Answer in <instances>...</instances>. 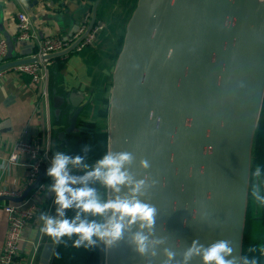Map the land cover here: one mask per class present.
<instances>
[{"label": "water", "instance_id": "obj_1", "mask_svg": "<svg viewBox=\"0 0 264 264\" xmlns=\"http://www.w3.org/2000/svg\"><path fill=\"white\" fill-rule=\"evenodd\" d=\"M20 1L34 11L40 0ZM70 1H62L58 12L48 14L50 19L70 27L60 35L65 40L83 25L85 29L67 47L44 54L45 61L75 53L92 28L105 23L99 17L103 0H75L74 10ZM0 29L7 43L0 73L37 61L33 50L18 57V43L2 22ZM93 91L88 96L63 79L51 84L53 141L68 147V135L81 136L79 120ZM263 106L264 0H137L111 71L107 150L134 151L137 163L141 157L150 161L149 171L161 184L152 197L160 234L163 228L185 244L230 238L238 252L244 250L251 204L245 177L253 167ZM48 167L42 164L21 197L0 200L28 197ZM203 213L218 226L193 219ZM58 250L43 236L33 264H54ZM104 264L143 262L122 246L104 255Z\"/></svg>", "mask_w": 264, "mask_h": 264}, {"label": "clouds", "instance_id": "obj_2", "mask_svg": "<svg viewBox=\"0 0 264 264\" xmlns=\"http://www.w3.org/2000/svg\"><path fill=\"white\" fill-rule=\"evenodd\" d=\"M90 145L80 154L56 151L46 170L51 183L43 187L53 197L54 212H41L39 233L53 245L71 242L76 249H99L106 257L127 247L143 264H261L264 248L237 251L230 238L185 244L161 228L159 210L152 203L160 181L150 173L151 163L134 151L106 150L92 159ZM249 195L264 207V166L251 167L245 177ZM161 186V184H160ZM209 227L208 213L193 217ZM179 242V243H178Z\"/></svg>", "mask_w": 264, "mask_h": 264}, {"label": "crops", "instance_id": "obj_3", "mask_svg": "<svg viewBox=\"0 0 264 264\" xmlns=\"http://www.w3.org/2000/svg\"><path fill=\"white\" fill-rule=\"evenodd\" d=\"M62 1L64 0H40L33 11L25 7L20 0H0V22L3 23L4 29L10 33L12 39L18 43L16 47V55L18 57L27 56L33 50L32 44L18 42L17 40L19 33L18 13L27 11L31 15L34 30L40 36L53 34L65 36L70 30L67 23L60 26L53 19H50L48 15L58 12ZM111 1L105 0L104 3L103 1L101 3L99 17L105 23L95 43L87 46L83 51H76L69 56L52 60L50 63L49 71L50 77L52 76V83H55L58 79H63L69 84L84 90L88 96L94 90L92 102L84 110L79 120L81 136L79 132L71 136L68 135L67 139L71 144L68 147L62 146L57 138L54 141L52 140L49 115L51 85L49 95L46 96L43 94L41 86L32 83L28 75L16 71L15 68L0 73V127L3 129L0 134V185L18 188L26 178L27 168L25 166L20 164H12L5 168L3 166L17 140L32 139L39 141L49 151L51 160L56 151L72 152L79 149V142L92 137L95 131V129L92 131V126L96 125L97 121L102 123L103 131L107 132L111 71L117 58V56L114 57L113 53L119 40H121V47L122 38L120 39V34L123 29L125 31L126 22L137 0H124V2L122 0H113V4L110 5ZM77 5L78 3L75 0L69 2V6L73 10L78 7ZM1 38L4 37L0 29ZM89 47L91 49L87 51ZM106 99L107 103L105 102ZM103 110L106 111V115L102 114L101 111ZM98 126L100 125L98 124ZM71 138L74 139L71 140ZM47 163L48 165L50 164V162ZM45 194L43 191L40 195L41 205L47 204V206L45 205V210L50 213L53 207V197L51 195L47 197L48 194H46L47 199L45 200ZM13 202L16 201L0 200V254L9 225L5 205ZM37 220L26 230L23 243L24 245L26 242V248L21 251L15 264H33L34 258L33 261H29V258L35 257L36 254L34 255V253L42 236L38 231L41 223H39V217Z\"/></svg>", "mask_w": 264, "mask_h": 264}, {"label": "built area", "instance_id": "obj_4", "mask_svg": "<svg viewBox=\"0 0 264 264\" xmlns=\"http://www.w3.org/2000/svg\"><path fill=\"white\" fill-rule=\"evenodd\" d=\"M88 18V15L86 16ZM18 42L29 43L33 46V53L38 59L36 62L15 67V70L28 75L32 83L42 87L44 95H49L50 89V63L42 56L46 53L63 49L71 44L85 29L83 25L78 32L65 40L62 36L53 34L40 36L34 30L31 15L27 11L18 13ZM103 25L96 24L89 35L76 47V51H83L87 46L93 45L98 38ZM7 53V43L4 38L0 39V58ZM49 151L37 140H17L12 151L6 159L4 168L12 164H20L27 168V175L23 184L18 188L0 185V196L21 197L26 189L31 186L39 175L43 163L50 162ZM48 164V163H47ZM46 183L33 190V193L22 201L8 203L5 210L8 214V230L4 245L0 254V264H15L21 254L25 240L26 230L34 224L41 211L40 195L44 191Z\"/></svg>", "mask_w": 264, "mask_h": 264}, {"label": "rangeland", "instance_id": "obj_5", "mask_svg": "<svg viewBox=\"0 0 264 264\" xmlns=\"http://www.w3.org/2000/svg\"><path fill=\"white\" fill-rule=\"evenodd\" d=\"M90 49L91 48L89 47L87 51H89ZM116 56L114 55V57ZM95 127L96 125L94 124L92 126V131H94ZM257 164L264 166V106H263V111H262V115L260 119L259 130L256 136L253 167ZM46 194H45V200L47 199ZM49 196L50 194L47 195V197ZM250 199H251V204H250V208L248 211V220H247L246 232H245L244 250H246L248 247L264 248V207H259L257 216H254L253 213L256 211V207H255L256 203L254 199H252L251 197ZM45 205L47 206V204L41 205L42 207L41 212H46ZM258 219H261L262 222L257 221ZM42 237L43 235L41 236L40 241L38 242V246L36 250L38 249L41 243ZM36 250H35V253L33 252L34 255L36 254ZM67 252L71 254V257L73 254H76L75 257H73V259L77 261V264H104V254L99 249L88 250V251L84 249H76L71 246V242H68ZM33 258L35 257L29 258V261H33ZM261 264H264V257L261 258Z\"/></svg>", "mask_w": 264, "mask_h": 264}, {"label": "trees", "instance_id": "obj_6", "mask_svg": "<svg viewBox=\"0 0 264 264\" xmlns=\"http://www.w3.org/2000/svg\"><path fill=\"white\" fill-rule=\"evenodd\" d=\"M132 10H133V8H132ZM123 33H124V30L120 34V39L122 38ZM120 41L121 40H119L115 45V50L113 53L115 56L119 51ZM50 78H51L50 79V85H51L52 84V76ZM105 102L107 103V99ZM103 111H101L102 114L106 115V111L105 110H103ZM98 124L100 126H98ZM96 125L97 126L95 127V131L93 132L92 137H90V139L87 142L88 145H90L92 148V151L89 153V156L93 160L96 158H99L107 150V132L103 131L102 123H100L99 121H97ZM42 182L49 184V183H51V180L46 175ZM32 193H33V191L29 193L28 197ZM75 255L76 254H73L71 257V254H69L67 252V244H61V245H59V250L57 252L54 264H77V261L75 259H73V257H75Z\"/></svg>", "mask_w": 264, "mask_h": 264}, {"label": "flooded vegetation", "instance_id": "obj_7", "mask_svg": "<svg viewBox=\"0 0 264 264\" xmlns=\"http://www.w3.org/2000/svg\"><path fill=\"white\" fill-rule=\"evenodd\" d=\"M104 1L105 0H103V3H104ZM122 1H124V0H122ZM113 4V0L110 2V5H112ZM110 8V7H109ZM59 132V131H58ZM58 134V133H57ZM74 138H71V140H73ZM90 139V138H89ZM88 139V140H89ZM88 140H85V141H82V142H79V149H76L75 151H72V152H67V153H70V154H80L81 153V149H82V147L83 146H85V145H88Z\"/></svg>", "mask_w": 264, "mask_h": 264}]
</instances>
